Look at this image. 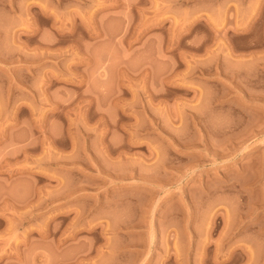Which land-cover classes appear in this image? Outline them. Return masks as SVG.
<instances>
[{
    "label": "rangeland",
    "instance_id": "1",
    "mask_svg": "<svg viewBox=\"0 0 264 264\" xmlns=\"http://www.w3.org/2000/svg\"><path fill=\"white\" fill-rule=\"evenodd\" d=\"M0 264H264V0H0Z\"/></svg>",
    "mask_w": 264,
    "mask_h": 264
}]
</instances>
